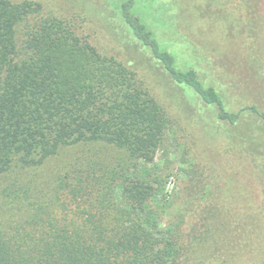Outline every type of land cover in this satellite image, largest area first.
<instances>
[{"label": "trees", "instance_id": "obj_1", "mask_svg": "<svg viewBox=\"0 0 264 264\" xmlns=\"http://www.w3.org/2000/svg\"><path fill=\"white\" fill-rule=\"evenodd\" d=\"M262 1L232 0L224 34L205 40L207 75L164 47L135 0H91L92 14L0 0V264H264ZM102 27L111 40H91ZM156 86L214 109L198 119L217 158L195 153ZM76 147L82 162L52 191L38 181ZM159 151L182 173L171 192ZM62 191L79 211L61 220Z\"/></svg>", "mask_w": 264, "mask_h": 264}, {"label": "rangeland", "instance_id": "obj_2", "mask_svg": "<svg viewBox=\"0 0 264 264\" xmlns=\"http://www.w3.org/2000/svg\"><path fill=\"white\" fill-rule=\"evenodd\" d=\"M45 5L46 9L49 11L60 12V10L68 7H83L86 12L92 14L98 6L93 4L90 1L89 4L87 1L83 0H40ZM109 2L108 7L111 9L114 0H107ZM137 4V11L143 22L149 24L153 30L156 32L159 40L162 41L164 47L170 50L174 55H176L178 61L184 62L188 61L194 65H199L198 68L200 71L204 68V74H209L211 70L208 68V60L204 61L203 56H209L210 48L208 42L205 40L212 38L218 42V38H221V34H224L227 27V20L225 19V14L232 15L234 14V4L232 0H225L221 5L223 7L222 13L219 15L215 13V8L218 7V0H135ZM92 4V5H91ZM181 5L186 7V19L185 27H181L175 18V15L178 13ZM206 7V8H205ZM261 9L264 10V2L262 1ZM224 14L223 19H219V16ZM98 21H106L107 12L99 11L97 13ZM213 15H218L213 18ZM110 17V16H108ZM209 21V23H207ZM110 22L112 20L110 19ZM212 27L218 26V32H214ZM103 33L100 37L92 36L91 40L95 39L97 42L99 39L104 41L111 40V34L107 32L102 27ZM104 36V37H103ZM262 43H264V31L261 35ZM100 44V43H99ZM205 55H204V54ZM196 54V55H195ZM209 59H212L211 55ZM204 61V62H200ZM201 67V68H200ZM217 70V69H216ZM152 90L155 96L164 102L171 112L173 111L176 114V117L182 121V124L185 129V138L188 140L191 147H196L195 153L201 158L206 159L208 157L217 158V153L210 152V149L213 148V140L206 138V135L202 131L201 124H204L203 121H200L198 118H215L214 109L208 106L201 104L197 96L189 95L187 96L190 99L191 105L184 106L181 103H178L172 95L167 94L163 88L158 86L152 87ZM187 105V102L185 103ZM247 114V112H245ZM175 117V116H174ZM245 117H250L246 115ZM253 118V117H252ZM215 147V146H214ZM83 154L82 149L79 147L71 148L65 150L59 155L51 158L44 166L40 167L38 170H34L37 173L38 181L50 182V190L54 188L56 174L61 172L63 173L66 170L74 168L76 162L81 163L82 159L80 158ZM156 161L161 165L166 164L170 166L172 172L171 177L169 178L166 188L170 192L173 190L174 186L179 183V178L182 176V173L178 171L179 163L176 161L175 157L171 155L168 159L165 158L162 151H159L156 157ZM46 183H44L45 185ZM52 187V188H51ZM52 191V190H51ZM63 192V191H62ZM70 193L63 192V194H57L55 199L56 204V213L54 216H57L59 219L63 217L74 216L79 209L77 205L69 195Z\"/></svg>", "mask_w": 264, "mask_h": 264}]
</instances>
